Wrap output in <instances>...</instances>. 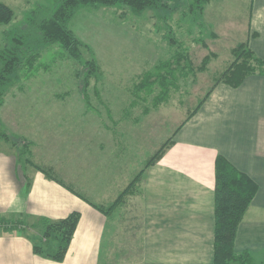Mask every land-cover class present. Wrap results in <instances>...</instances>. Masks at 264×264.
Instances as JSON below:
<instances>
[{
	"label": "rangeland",
	"instance_id": "374dc122",
	"mask_svg": "<svg viewBox=\"0 0 264 264\" xmlns=\"http://www.w3.org/2000/svg\"><path fill=\"white\" fill-rule=\"evenodd\" d=\"M30 1H11L14 18L0 30L22 27L34 4ZM163 2L168 11L134 14L84 7L75 13L69 27L88 47L83 57L96 60L98 76L84 85V71L77 75L81 66L60 46L38 48L36 70L29 77L18 72L0 89V136L9 139L5 143L0 137V149L17 151L11 142L27 145L30 157L20 154L22 163L27 156L57 176L64 170L66 183L109 209L162 144H170L178 126L233 61L232 49L247 36L248 0H209L200 15L188 11L194 0ZM167 36L178 42L170 47ZM176 49L189 57L192 68L179 67L175 75L164 71L167 96L156 99L162 89L158 85L148 94L137 92L134 86L142 74L154 71ZM141 182L105 215L99 264H142ZM251 263L264 264V258Z\"/></svg>",
	"mask_w": 264,
	"mask_h": 264
},
{
	"label": "crops",
	"instance_id": "0c3cea01",
	"mask_svg": "<svg viewBox=\"0 0 264 264\" xmlns=\"http://www.w3.org/2000/svg\"><path fill=\"white\" fill-rule=\"evenodd\" d=\"M11 1L18 2L0 0L14 10ZM39 1H30L34 4L27 14L44 0ZM248 1L244 42L264 61V0ZM5 31L0 30V45ZM218 156L257 184L238 225L234 251L251 253L253 261L264 258V74L256 73L237 87L215 84L162 155L145 169L139 187L142 264L213 263ZM64 174L62 170L58 177L65 182ZM74 211L80 216L62 261L36 254L28 231L0 228V264H99L107 227L106 216L66 186L22 166L14 148L0 149V219L34 223L62 219Z\"/></svg>",
	"mask_w": 264,
	"mask_h": 264
},
{
	"label": "trees",
	"instance_id": "16d2710c",
	"mask_svg": "<svg viewBox=\"0 0 264 264\" xmlns=\"http://www.w3.org/2000/svg\"><path fill=\"white\" fill-rule=\"evenodd\" d=\"M208 1L194 0V5L191 4L188 11L200 15L203 13L205 4ZM84 7L123 9L125 12L128 11L134 14H140L148 9L165 10L167 8V11L169 9L163 0H44L42 3L36 4L28 12L24 18V25L22 27L16 26L12 30L5 31V42L0 47V89L9 85L12 81L11 77L13 75L17 76L18 72L23 77H29L36 70L38 64L36 63L38 48L49 44H57L60 46L70 59L81 66V71L78 70L77 75L80 76L81 72L84 71L83 76L85 78L82 79L84 85H87L88 79L92 75L95 77L98 76L99 67L96 60L93 58L85 59L83 57L82 50H86L87 46L76 38L69 27L72 17ZM13 18L14 11L6 4L0 2V24L9 25ZM167 37V42L170 47H173L172 45L178 42L174 37ZM33 49L35 53H32ZM232 53L234 54L233 61L220 74L204 98L198 102L187 118L197 110L215 84L223 82L229 86L237 87L249 75L256 73L264 74V61L253 53L246 42H241L234 47ZM208 57L206 56L202 59L200 69L205 67L208 62ZM171 58L173 65L176 66L175 68H171ZM182 61L184 62V67L181 65ZM179 67L182 70H185V67L191 69L192 64L189 57L183 51L176 49L169 59L154 66V71L143 73L140 82L134 88H137V92L144 90L148 94L152 92L155 85H158L162 89L156 96V99L161 100L168 93V82L164 71L175 75L176 70H180ZM85 88L86 86L82 89V92L88 98ZM1 138L9 142L5 134ZM10 144L18 147L19 159H21L20 154L30 157V150L26 147L27 145H20L17 142H11ZM169 145L167 142L162 144L159 150L149 158L144 168L134 177L131 183L121 191L109 209H104L100 205L91 202L71 185L66 184L53 170L35 164L27 156L23 163L20 160V164L22 166L30 165L36 170L41 171L47 178L66 186L71 192L86 201L96 210L107 215L110 210L124 203L127 196L134 193L136 190L135 186H137L139 181H142L145 169L153 164ZM256 190L257 184L245 173L236 169L223 157L218 156L216 158L212 264H252L253 256L251 253H236L233 246L238 225L246 213ZM79 216V213L74 211L62 219L48 220L46 218H40L34 223H27L22 220L9 221L0 219V228L16 229L23 232L28 231L30 234L28 236L32 241L33 251L36 254L60 262L64 259L68 250Z\"/></svg>",
	"mask_w": 264,
	"mask_h": 264
}]
</instances>
